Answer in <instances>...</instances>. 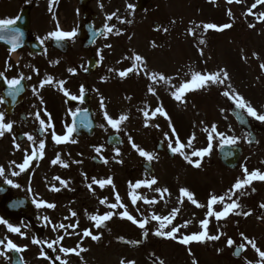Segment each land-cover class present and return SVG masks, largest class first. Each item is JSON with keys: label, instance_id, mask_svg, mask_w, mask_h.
<instances>
[{"label": "rangeland", "instance_id": "1", "mask_svg": "<svg viewBox=\"0 0 264 264\" xmlns=\"http://www.w3.org/2000/svg\"><path fill=\"white\" fill-rule=\"evenodd\" d=\"M135 2L136 0H105V4L102 5L103 16L111 17L114 21L126 17L124 20L133 24L129 26L130 33L125 34L124 37L129 40H126L127 45L131 44L135 47H126L125 50H130L132 56H141L144 61L139 68L130 72L133 78H123L121 90L114 89L113 92H108L106 90L108 83L102 79L93 86L94 105L96 104L98 108L101 106V101L104 104L103 109H97L102 131L118 133L123 141L120 148L105 147L108 149L110 173L108 177L111 178L113 191L109 199H115L116 194H119L129 214L137 220H142L140 215L142 209L149 206L150 209H154L152 215L160 217L169 216L173 209L178 208L179 212L176 215L178 219L174 218L166 229H160L159 222L154 220L144 229H140L131 221L121 218L120 213L125 211V208H121L122 211L120 207L109 208V211L118 216L109 219L106 249L98 247L92 251L94 249L92 248L89 252L73 254L70 257L63 253L60 254V258L66 261V264H121L122 261L124 264L129 262L160 264L161 261L163 264H193L194 260L197 264H261L257 252L250 245H245L246 250L237 260L232 258V248L227 245V240L231 238L229 236H236L231 238L234 242L244 243L240 235L243 233L245 237L254 240L261 251H264V208L260 207L264 203L256 199L243 201L245 195H242V189L232 196L239 205L234 211L248 212L250 215L230 213L223 220L208 217L207 234L220 235L219 240L205 239L203 242L193 241L187 245L178 241L185 235L203 230L200 228V221L206 216V206L210 196H224L229 193L237 179L244 178L245 168L249 173L258 170L264 174V131L258 136L252 149H245L239 168L233 171L223 168L216 161V148L222 143L219 138L212 140V148L203 158L191 157L193 161H200V167L189 164L179 154H174L173 158L165 154L159 155L155 152L154 145L158 139H161L167 146L169 140H172L174 146L175 137H172V129L169 128L170 119L182 143L186 144L190 137L195 136L192 147L184 149L186 154L190 155L194 150L208 147V132L204 129L210 130L213 125L218 132L224 133L227 137H235L240 144L248 146L247 136L237 127L229 114L227 97L222 95V92L227 90L225 85L209 84L196 91H189L184 95L183 103L176 101L172 92L182 82L190 80L192 72L214 73L224 69L230 78L225 84H231L236 93L259 113L264 114V70L260 67L264 64V19H259L260 14L264 13V3L252 8L256 0H240L239 3L233 0L230 4L227 0H150L151 4L145 12L134 13ZM129 5L133 7L129 8ZM118 9L122 10L119 18ZM249 9L252 15L246 14ZM152 20H156L160 27L156 33L151 29ZM205 24H214L218 27L225 24L231 26L217 31L205 30L203 27ZM109 28L113 29L112 25L109 24ZM150 38L154 39L151 42L154 45L148 44ZM109 39L107 36L101 41H108L107 47L110 53L113 45ZM162 40H164L163 45L160 46ZM201 40L204 41L203 44L200 43ZM120 61L124 65L115 67V69L121 68L117 74L133 65V60L128 57L126 59L121 56ZM136 73L137 76L151 73L163 75L168 78L167 82H157L165 85L166 88L154 85L153 82L151 88L155 95L143 88L138 90L137 88L142 85L133 84ZM109 84L113 85V82ZM157 107H163L169 119L158 113L155 117H151V113ZM70 111L72 109L68 110ZM105 111L113 119H118L121 115H126L127 119L119 125L118 130L113 129L104 119ZM144 111L149 113L148 118L144 116ZM257 123L264 127V122L257 121ZM165 133H168V139H165ZM129 137L139 148L153 154L151 162L154 172L151 177L144 175L141 165L147 160L132 147ZM117 151L119 155H116ZM116 160L119 164H115ZM259 166L262 168L260 169ZM122 167L124 170H121ZM139 175L142 181H136ZM152 179L157 181L155 185L144 186ZM137 182L142 183L138 191L137 188L129 187L130 184L135 185ZM119 188H122V195ZM181 188L187 189L193 194V198L205 207L198 208L187 197H181ZM157 189H167V192H158ZM129 192L142 199H138L133 205ZM153 200L156 203L145 202ZM180 200H183V203H180ZM230 202L225 200V203ZM159 205L162 206L160 211L156 209ZM222 208L223 204L214 205L216 211ZM152 215L148 214V222L151 221ZM246 218L248 221L241 225L239 236L233 225L230 229H225V225L230 224L229 221H244ZM184 224H187V227H179ZM172 226L179 227V231L175 234L176 239L164 235L153 236L155 231L161 230L166 233ZM55 238H58V235ZM105 239L107 238L104 237ZM91 240L98 242V239L91 238ZM77 241L80 242L77 245L84 246L87 239L77 238ZM62 245L69 246L63 244V241ZM48 258L45 259V264H49Z\"/></svg>", "mask_w": 264, "mask_h": 264}, {"label": "flooded vegetation", "instance_id": "2", "mask_svg": "<svg viewBox=\"0 0 264 264\" xmlns=\"http://www.w3.org/2000/svg\"><path fill=\"white\" fill-rule=\"evenodd\" d=\"M103 4L105 0H52L50 8V0H0V19L20 18L26 12L30 27V32H26L22 26L17 28L20 37L14 51L7 42L12 34L0 32V36H3L0 39V73H3V77H0V100H3L0 103V113L4 114V122L13 125L10 131L0 137V168L4 169L3 175H0V219L6 221L5 224H0V241H3L0 252L4 253L0 255V264H13V258L19 260V264H44V254L60 253V247L76 250L84 248L77 247L80 243L77 238H90L91 235L100 237V247L103 250L107 247L108 241L104 237L108 235V221L97 228L89 219L91 215L108 212V197L111 192L109 184L101 188L92 183L93 178L107 179L109 167L108 149L105 148L108 132L102 131L101 125L99 127L93 97L91 99L90 96L89 104L97 126L92 136L88 137L84 133L77 136L73 131L68 142L56 144L52 139L53 130L57 135L63 136L66 128L72 127L70 113L83 109V99L86 97L83 95L82 99L67 103L68 97L61 91L59 82L63 81V88L79 97L81 86L84 92L91 94L93 86L100 79L106 82L105 78L112 75L109 71L108 38L101 40L108 36L112 45L119 47L120 22L102 15ZM88 9L90 12L84 14V10ZM119 13L118 9V18ZM109 24L113 28L110 35L106 30ZM57 26L64 32L75 31L76 35L71 39L57 41L49 36L57 30ZM99 29L102 34L91 44L90 39ZM41 39L44 40L43 44L40 43ZM30 42H36L35 46L28 47ZM92 59L95 60L94 63ZM89 67L92 69L89 70ZM20 77H24L21 79V91L14 98L8 96L4 78ZM49 77L52 83L40 87L41 82ZM95 107L97 108L96 104ZM69 109L72 111L68 112ZM36 113L40 114V119L46 124L50 117L53 127L42 132ZM26 134L32 135L34 140L29 141ZM40 140L45 142L42 158L37 155L26 170L20 172L17 165L23 163L25 156L31 154ZM14 144L19 145V148ZM97 148L101 149L99 153ZM57 155L59 161L53 165L51 161ZM105 160L107 163H104ZM63 164L67 167H63ZM13 172L18 175H12ZM54 177L65 181L66 186ZM5 180H11L19 187L6 184ZM260 182L263 183V180ZM53 187L59 190H51ZM242 190L243 195H248L250 199L264 201L263 190L259 193L247 187ZM119 192L122 193V188H119ZM105 198L106 204H101L100 200ZM34 200L54 207L37 208ZM73 212L76 213L75 216L72 215ZM8 224L20 228V232H10ZM59 224L69 227L54 231L53 226ZM73 225L75 227H71ZM85 230L91 235L83 236ZM56 235L58 238L63 237L60 244L47 248V243L58 239L55 238ZM33 239L41 243L34 244ZM8 240L24 250L6 251L4 245ZM62 241L69 246H63ZM93 244L96 245L94 249ZM88 246L92 251L98 249V245L90 239ZM42 252L43 256L40 255Z\"/></svg>", "mask_w": 264, "mask_h": 264}, {"label": "snow or ice", "instance_id": "3", "mask_svg": "<svg viewBox=\"0 0 264 264\" xmlns=\"http://www.w3.org/2000/svg\"><path fill=\"white\" fill-rule=\"evenodd\" d=\"M227 2L230 4L233 2V0H227ZM235 2L239 3L240 0H235ZM264 3V0H256V3H254L252 5V8H255L257 6V4H262ZM51 4H52V0H50V8H51ZM132 5H129V8H132ZM247 15H252V11L251 9H249V11L246 13ZM229 15H231V13L229 12ZM19 17H16L15 19L12 18H8V19H0V32H10L11 35V39L9 41H7L8 43L11 44V49L14 51L15 48L18 45V41H19V37H20V32L18 29H15L13 26L17 23ZM109 19H111V17H109ZM259 19H264V13L260 14ZM231 25L229 24H225L221 27H218L214 24H205L203 25L205 30L208 29H215L217 31L219 30H223L224 28H228ZM249 27H253V25H249ZM107 31L111 32L112 29L111 28H107ZM165 31H167V29H165ZM76 35L75 31L72 32H64L61 31L59 29V26H57V30L50 33L49 36H51L53 39L57 40V41H63L66 39H71L72 37H74ZM0 39H3V36H0ZM44 39H47V37H45ZM40 43L43 44L44 40L41 39ZM201 44L204 43L203 40L200 41ZM255 55V54H254ZM127 59V57H126ZM133 60V65L132 67H129L126 70L120 71L118 73V75L120 77H125L128 75V73L133 72L134 70H136L137 68L140 67V65L144 64L143 58L139 55H134L132 57ZM261 69L264 70V64L260 65ZM142 71L144 69H141ZM70 72L74 71L72 69L69 70ZM109 71H112V69H109ZM0 77H3V73H0ZM149 80L153 81L154 83L157 81H165L167 82V79L165 76L163 75H158L156 73H151L148 76ZM21 79H24V77H20V78H12V79H7L4 78V83L7 85V95L10 97H15L18 95V93L21 91L20 88V84H21ZM28 79H30V77H28ZM230 78L228 76V73L226 70L224 69H220L217 72L214 73H200V72H192L191 73V78L188 81L182 82L178 87L175 88V90L172 92V96L176 101H179L181 103L184 102L183 97L184 95L189 92V91H195L198 90L200 88H204L207 87L209 84H220V85H225L226 89L225 91L222 92V95L227 97L228 99H230L234 104L235 107L237 109L243 110L247 116L254 118L257 121L260 122H264V114L259 113L255 108H253L251 106L250 103H248L247 101L244 100V98L242 96H240L238 93L235 92L234 89H232L231 84H225L226 81H228ZM52 83V79L46 78L45 80H43L40 84V87H43L45 84H50ZM60 86H61V91L63 92V94L68 97V99L70 100H78V99H82L83 94H84V88L83 86H81L80 89V96L77 97L75 95H71L70 92H68L67 90H65L63 88V81L59 82ZM149 92H151L153 95H155L154 90L150 87L149 88ZM0 103H3V100H0ZM101 108H104V104L103 101H101ZM159 114L160 116H163L165 119H169L166 112L164 111L163 107H157L152 113H151V117H155L156 114ZM73 116H76L77 113H70ZM144 116L146 118L149 117V113L147 111H144ZM45 115H48L45 112ZM36 119L39 121L40 123V130L43 132L46 130V128H52L53 125L51 123V118L49 117V120L47 122V124L45 123L44 120L40 119V114L36 113ZM104 119L106 120V122L113 128V129H119V125L124 122L127 119L126 115H121L118 119H113L112 117H110L107 112H104ZM13 125L12 123L8 122H4V114L0 113V137H2L4 135L5 132H8L12 129ZM169 128L172 129L171 135L172 137H175V141H174V146H173V141L169 140L168 143V148L169 150L173 153V154H179L181 155L189 164H192L194 167H200V161L196 160L193 161L191 159V157H200L203 158L205 155H207L211 148H212V140L214 138H219L222 141L221 146H231L234 145L238 142L237 138L235 137H227L224 135V133H220L217 131V128L215 125L211 126V129H204L205 131L208 132V147L198 150V151H192L189 154H186L184 149L185 148H191L193 141L195 140V136L193 135L192 137H190L187 141V143H182L174 129V127L171 124V121L169 119ZM74 131V128L69 126L66 128V133L65 135L61 136V135H57L55 133V131H52V139L56 144H60V143H64V142H68L69 137L71 136L72 132ZM27 135V139L29 141H33L34 137L32 135ZM168 133H165V139H168ZM71 142H75V141H71ZM129 142L132 143L131 141V137H129ZM15 147L19 148V145H15ZM132 147L139 153V155L141 157H144L146 160L151 161L153 159V154L148 153L147 151L139 148L137 145H135L134 143H132ZM45 149V142L44 140H40L38 145L36 146V148H34L31 152V154H27L25 156V159L23 161V163L17 165V167L20 169V172H23L26 170V168L29 166L30 161H32L37 155H39L41 158L43 156V150ZM97 153H99L101 151L100 148L96 149ZM116 155H119V152H116ZM59 161V155H57L56 159H53L51 161V163L53 165L57 164ZM76 162V161H74ZM78 163V162H76ZM104 163H107V161L105 160ZM63 167H67L66 164L62 165ZM244 178L240 179L238 178L237 181L235 182V184L232 186V189L229 190V193H227L224 196H216V195H211L208 202H207V212H206V216L205 218L200 221V228L203 229L202 231L198 232V233H194L191 235H185L183 236L181 239H179V243L187 245L190 242L196 241V242H203L205 239L207 240H219L220 239V235H208L207 234V228H208V224H209V219L208 217H215L216 220H221L223 218H226L230 213H234L235 215H244V216H248L250 215V213L248 212H235L234 210L237 209L239 207L238 203L236 202V200L232 199L233 194L244 188L245 186L249 185L251 183V181L253 179H259V180H264V174L260 173L258 170H254L251 173L248 172V170L245 168L244 170ZM4 173V169L0 168V175H3ZM12 175H18V173L13 172ZM54 179L59 180V182L63 185L66 186V182L61 180L59 177H54ZM6 184H10L13 187H19V185H15L12 183L11 180H5ZM93 184H98L101 188H103L105 185L111 184V178H107V179H99L97 180L96 178H93L92 181ZM157 183V181L155 179H152L150 181H148L144 186L147 187H151L152 185H155ZM142 186L141 182H137L135 185H131L130 184V188H139ZM89 187H91V185H89ZM51 190L53 191H58L59 189L56 188H52ZM158 192L163 191V192H167V189H157ZM129 196L130 199L133 203V205H135L136 201L138 199H142V197H138L136 195H134L132 192H129ZM180 196L181 197H187V199L189 201H191L193 204L196 205V207H205L204 205L199 204L194 198H193V194L190 193L187 189L181 188L180 189ZM163 197L161 196V199ZM229 200L231 201L230 203H225V200ZM115 200L116 203H112V204H107V207H109L110 209H116L117 207L120 208H125V205H123V203L121 202V199L119 197L118 194H116L115 196ZM146 203H156L155 200L153 201H145ZM180 203H183V200L179 201ZM33 203L36 205L37 208H41V207H49L52 208L54 207V205L52 204H46V202H36L35 200L33 201ZM101 204H106V198L105 199H101L100 200ZM217 204H223V208L220 211H216L214 210V205ZM261 208H264V204L260 205ZM179 212V209H173V211L171 212V214L169 216H164V217H160L157 215H152L150 217L151 220L157 221L159 222V227L160 229H164L165 227H168L169 225L172 224V220L176 217L177 213ZM113 212L109 211L103 215H91L89 216V219L91 221L94 222V226L99 228L102 227L104 225V222L108 221L112 216H113ZM73 216L76 215V213H72ZM121 218H125L129 221H131L132 224L136 225L137 227H139L140 229H144L146 224L148 223L147 219H142V220H137L136 218H134L131 214H129V212L127 211V209L125 208V211H123L122 213H120ZM45 220H47V218H44ZM67 219V218H66ZM6 221H4L3 219H0V224H5ZM50 223V221H49ZM8 230L12 233H19L20 232V228L18 227H14L11 224L7 225ZM66 226L64 224H59V225H55L53 226V230L55 231L57 228L60 229H65ZM71 227H75V225L71 226ZM179 227H187V224L181 225ZM179 227L177 226H172L171 230L168 232H163L161 230H157L155 231L153 234L156 236H161L164 235L167 238H172V239H176V233L179 231ZM91 233L88 230H85L83 232V236L88 237L90 236ZM146 235V233H145ZM242 240L244 241V243H241L238 245L237 247V251L234 254H239L240 252L246 250L245 249V245H250L258 254L259 258H260V262L261 264H264V251H261L257 246H256V242L252 239H249L247 237H245L243 235V233L240 234ZM91 238L93 240H97L99 239L98 236L95 235H91ZM63 239V237H59L57 240L51 242V243H47V248L51 249L53 248V244H60V241ZM123 239V238H121ZM34 244H38L41 243V241H38L36 239H33L32 241ZM3 241H0V244H2ZM132 243H136V242H132ZM235 242L229 238L227 240V245L229 247H231ZM5 250L6 251H16V252H20L24 249L19 248L17 245H15L11 240H8L6 245H4ZM77 247H79V245H77ZM81 251H84V249H80ZM59 251L65 254H68L69 252H72L74 254L79 255L78 252H75V249H68V248H64V247H60ZM0 255H4L3 252H0ZM41 255L43 256V252L41 253ZM47 258V257H44ZM56 260H58L60 262V264H66V261L62 260L60 258V256L56 257ZM121 264H124V262L122 261ZM129 264H132V262H129ZM160 264H163V262L161 261ZM193 264H197V262L194 260Z\"/></svg>", "mask_w": 264, "mask_h": 264}, {"label": "water", "instance_id": "4", "mask_svg": "<svg viewBox=\"0 0 264 264\" xmlns=\"http://www.w3.org/2000/svg\"><path fill=\"white\" fill-rule=\"evenodd\" d=\"M234 109H236V108L234 107ZM234 109H233V107H232V112H233L234 115H236ZM236 110H237V109H236ZM114 139H115V138L111 136V139H109V141H110V142H114V141H113Z\"/></svg>", "mask_w": 264, "mask_h": 264}]
</instances>
